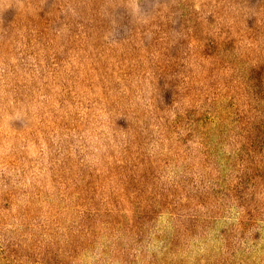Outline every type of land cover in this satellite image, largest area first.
<instances>
[{"label":"rangeland","instance_id":"rangeland-1","mask_svg":"<svg viewBox=\"0 0 264 264\" xmlns=\"http://www.w3.org/2000/svg\"><path fill=\"white\" fill-rule=\"evenodd\" d=\"M0 264H264V0H0Z\"/></svg>","mask_w":264,"mask_h":264}]
</instances>
